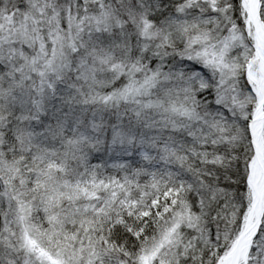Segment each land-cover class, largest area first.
Here are the masks:
<instances>
[{"label": "snow or ice", "instance_id": "snow-or-ice-1", "mask_svg": "<svg viewBox=\"0 0 264 264\" xmlns=\"http://www.w3.org/2000/svg\"><path fill=\"white\" fill-rule=\"evenodd\" d=\"M0 264H264V0H0Z\"/></svg>", "mask_w": 264, "mask_h": 264}]
</instances>
